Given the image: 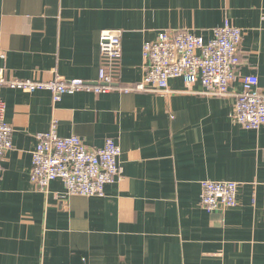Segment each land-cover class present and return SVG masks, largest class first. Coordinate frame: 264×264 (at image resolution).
<instances>
[{"label":"crops","instance_id":"1","mask_svg":"<svg viewBox=\"0 0 264 264\" xmlns=\"http://www.w3.org/2000/svg\"><path fill=\"white\" fill-rule=\"evenodd\" d=\"M228 21L242 38L231 91L255 76L264 89V0H0L5 79L96 84L103 30L120 34L116 86L143 77L142 46L162 31L207 41ZM169 93L2 89L12 148L1 163L0 264H264V127L235 122V97H205L200 83ZM57 124L90 150L120 147L122 176L101 197L46 192L29 181L34 136ZM203 181L235 182L237 206L211 214Z\"/></svg>","mask_w":264,"mask_h":264},{"label":"built area","instance_id":"2","mask_svg":"<svg viewBox=\"0 0 264 264\" xmlns=\"http://www.w3.org/2000/svg\"><path fill=\"white\" fill-rule=\"evenodd\" d=\"M241 31L228 21L212 31V38L204 41L189 31H162L156 40L145 42L142 58L145 63L142 79L132 86H116L117 62L121 58L120 34L103 30L99 34L98 49L101 66L96 84L80 79L34 82L5 79L0 74V178L1 163L12 148L13 128L4 120L5 105L2 89L26 93L46 91L55 104L63 96L78 93L105 94L112 91L123 93H169L168 82L182 79L186 87L200 83L202 91L195 93L205 97H235V122L245 130L264 127V89L258 87L255 76L241 79V90L231 91L240 64L238 53ZM35 148L31 154L29 181L39 191L46 192L56 180L62 182L68 195L101 197L106 185L122 176L119 163L121 149L111 138L101 149L90 150L75 137H60L57 124L34 136ZM235 182L203 181L200 183V205L211 214L220 209L237 206Z\"/></svg>","mask_w":264,"mask_h":264}]
</instances>
